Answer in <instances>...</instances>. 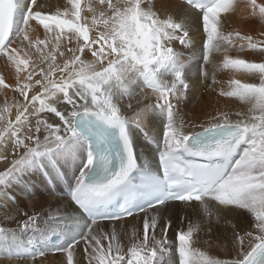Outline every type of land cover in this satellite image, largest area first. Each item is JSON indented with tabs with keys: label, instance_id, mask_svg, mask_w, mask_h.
I'll return each mask as SVG.
<instances>
[{
	"label": "snow or ice",
	"instance_id": "6c2138e0",
	"mask_svg": "<svg viewBox=\"0 0 264 264\" xmlns=\"http://www.w3.org/2000/svg\"><path fill=\"white\" fill-rule=\"evenodd\" d=\"M241 7L261 24L259 38L225 31L224 18ZM197 18L200 53L179 51L176 43L192 49ZM0 58L15 73L14 84L0 75V89L18 94L0 106V208L17 205L4 215L16 227L0 226V254L62 253L61 264H264V0H183L179 18L154 0H64L54 10L45 0H0ZM193 66L205 90L221 69L248 74L250 82L232 78L218 92L245 107L187 120ZM149 125L162 136H149ZM138 137L152 146L151 162ZM54 192V208L36 199ZM174 202L198 209L199 219L185 229L182 216L170 237L164 213ZM221 211L251 217L247 229L232 225L224 260L196 246L201 225L219 222ZM128 218H142V229Z\"/></svg>",
	"mask_w": 264,
	"mask_h": 264
},
{
	"label": "bare ground",
	"instance_id": "6f19581e",
	"mask_svg": "<svg viewBox=\"0 0 264 264\" xmlns=\"http://www.w3.org/2000/svg\"><path fill=\"white\" fill-rule=\"evenodd\" d=\"M45 3L54 10L56 7L61 6L64 3V0H45ZM154 3L162 14L172 13L177 18H179L183 8V3H180L177 0H154ZM191 23L192 29L190 34L193 40L192 49L182 48L178 43L175 44V47L179 51L185 53L191 50L199 54L201 51V41L203 38L202 23L198 18L191 21ZM223 25L225 31L239 30L244 34H251L254 38H259V32L262 30V26L259 21L249 20L245 18L242 7L237 11L236 14L225 17L223 20ZM228 54L232 56L238 55L240 58H244L246 60L254 62H261V57L252 53L250 50H245L244 52L229 50ZM223 55V52L216 53L213 57V61L215 63H220L223 59ZM211 73L212 69L209 68V83L211 82ZM0 75L4 76L6 83H15L14 70L6 64L3 58H0ZM215 76L218 83L213 86V88L205 90V88L201 86L196 67L193 66L192 71L189 72L188 83L190 84L191 88L189 95L193 97V100L184 109V114L187 120L199 122L206 119V113H214L217 109L235 112L245 107L237 100L219 96L218 92L221 88L226 89L227 81L232 78H238L242 81L249 80L250 82L251 78L248 76V74L232 73L228 70L221 69L215 73ZM17 95L18 94L13 93L11 89H0V106L3 105L5 99H7L9 103H11L14 96ZM161 129L162 127L156 125H149V127L147 128V130L151 131L152 133L155 132L156 134H159ZM138 146L141 145L139 144ZM141 150L144 153L142 147ZM0 151H2V149H0ZM148 151H150V149H148ZM10 159L11 157H9V160ZM5 166V163L3 161H0V170H3ZM38 187H40V190L43 191V188L40 184H38ZM29 199H20L19 207L24 210L31 211L32 209L31 205L29 204ZM36 199L43 201L45 205L51 203L53 208L57 205L58 202H60V198L56 195V192H54L52 196H42ZM16 207L17 205L9 203L6 208H0V226L8 228L16 227L15 221L4 220V215L15 211ZM37 208H39V204H37ZM164 215H166V218H170L172 221V229L170 230L171 234H169V236L174 237L175 231L181 227V217H186V220L183 224V227L186 229L188 220H192L195 222L199 219V210L196 208L186 209L182 207L181 204H172L169 206ZM219 216V222H217L214 218L210 226L208 224L201 225L202 231L199 233V242L196 246L199 247L202 251H206L209 255L217 259L224 260L231 258L230 254L232 253L233 248L232 225H237V230H239L240 228L247 229L251 225V217L248 215L234 216L227 211H221L219 213ZM128 220L129 227L137 225L142 229V218L139 221L134 218ZM209 227L211 228L210 231ZM27 238V236L23 235L21 237V239L24 240H26ZM80 255L82 257V252ZM62 258V253L48 252L43 257H37L35 261H33L31 258L23 261H17L15 259L7 258V256L4 254H0V264H61ZM64 264H66V258H64Z\"/></svg>",
	"mask_w": 264,
	"mask_h": 264
},
{
	"label": "rangeland",
	"instance_id": "374dc122",
	"mask_svg": "<svg viewBox=\"0 0 264 264\" xmlns=\"http://www.w3.org/2000/svg\"><path fill=\"white\" fill-rule=\"evenodd\" d=\"M201 86L203 87V85L201 84ZM202 93H204V92H202ZM165 217H167L166 215H165Z\"/></svg>",
	"mask_w": 264,
	"mask_h": 264
}]
</instances>
